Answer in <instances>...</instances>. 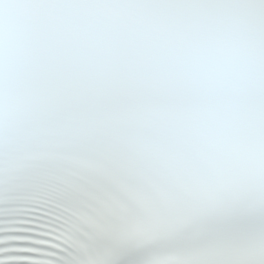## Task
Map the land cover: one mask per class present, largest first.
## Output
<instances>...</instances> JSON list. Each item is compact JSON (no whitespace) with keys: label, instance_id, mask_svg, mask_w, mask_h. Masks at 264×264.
Segmentation results:
<instances>
[{"label":"snow or ice","instance_id":"1","mask_svg":"<svg viewBox=\"0 0 264 264\" xmlns=\"http://www.w3.org/2000/svg\"><path fill=\"white\" fill-rule=\"evenodd\" d=\"M0 264H264V0H0Z\"/></svg>","mask_w":264,"mask_h":264}]
</instances>
